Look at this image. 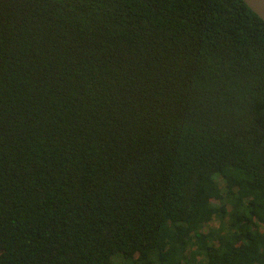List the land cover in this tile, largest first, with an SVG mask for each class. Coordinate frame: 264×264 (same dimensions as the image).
<instances>
[{
	"label": "trees",
	"instance_id": "trees-1",
	"mask_svg": "<svg viewBox=\"0 0 264 264\" xmlns=\"http://www.w3.org/2000/svg\"><path fill=\"white\" fill-rule=\"evenodd\" d=\"M0 264H264V20L0 0Z\"/></svg>",
	"mask_w": 264,
	"mask_h": 264
},
{
	"label": "water",
	"instance_id": "water-1",
	"mask_svg": "<svg viewBox=\"0 0 264 264\" xmlns=\"http://www.w3.org/2000/svg\"><path fill=\"white\" fill-rule=\"evenodd\" d=\"M264 20V0H244Z\"/></svg>",
	"mask_w": 264,
	"mask_h": 264
}]
</instances>
